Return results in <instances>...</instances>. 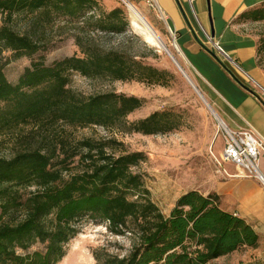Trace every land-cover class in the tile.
<instances>
[{"label":"trees","instance_id":"16d2710c","mask_svg":"<svg viewBox=\"0 0 264 264\" xmlns=\"http://www.w3.org/2000/svg\"><path fill=\"white\" fill-rule=\"evenodd\" d=\"M102 1L0 0V134L21 126L53 132L60 126L66 132L65 126L98 125L151 135L181 126L172 110L130 122L127 117L144 106V98L114 91L84 96L68 86L74 71L89 78L169 84L168 70L100 45L101 33H123L130 24L122 6L107 10ZM260 6L244 15L263 19ZM22 19L25 28H17ZM57 24L89 30L97 37L74 34L82 56L52 65L32 61L16 82L10 81L3 52L20 58L47 49L50 28ZM47 138L10 158L0 155V264H57L85 216L134 238L127 255L108 256L106 264H207L243 247H258L254 228L222 209L214 194L184 192L164 214L151 199L143 176L133 170L145 159L142 152L109 151L107 140L85 139L73 146L61 133ZM77 158L81 168L74 166ZM30 186L37 189L22 193ZM38 242L44 248L30 252Z\"/></svg>","mask_w":264,"mask_h":264},{"label":"rangeland","instance_id":"374dc122","mask_svg":"<svg viewBox=\"0 0 264 264\" xmlns=\"http://www.w3.org/2000/svg\"><path fill=\"white\" fill-rule=\"evenodd\" d=\"M130 1L160 34L184 72L166 51L149 43L142 33L132 26L129 11L123 0H103L102 3L107 10L122 6L130 24L123 33H101L98 36L100 45L127 51L145 63L168 70L171 73L169 84L163 86L136 80L89 78L74 71L70 74L68 86L75 93L84 96L114 91L144 98V106L127 117L130 122L146 117L154 111L172 110L180 116L181 126L169 133L151 135L121 132L98 125L77 128L65 126L66 132H63L64 129L60 126L55 127V132L38 129L36 126H21L0 134V155L10 158L17 150L35 147L41 144L43 139L53 138L57 133L65 135L73 146L85 139L107 140L109 151L142 152L145 159L134 166L133 170L143 176L151 199L164 214L168 215L183 192L198 190L205 193L217 180L220 172L227 174L225 162L221 158L223 138L219 132L217 119L212 114L211 108L216 111L213 102L197 81L194 67L192 65L191 67L184 55L175 49L174 38L162 27V18L158 10L151 7L146 0ZM259 8L264 13V4ZM248 11L240 14L236 23L243 34L256 40L257 61L264 72V18L253 20L244 15ZM18 23L17 28H25V19ZM74 34L82 38L91 35L97 37L89 30L82 31L72 26L57 24L50 28L47 49L31 57L20 58H17L12 51H4L2 56L7 78L16 82L32 61L42 60L45 64L52 65L55 61L68 56H82ZM145 44L148 49L145 48ZM220 54L224 56L221 52ZM253 85L264 98V84L258 85L253 81ZM80 165L77 158L74 166L81 168ZM64 175L68 176L69 173L65 172ZM36 189V186H30L21 191L29 194ZM16 216L18 217L19 214ZM79 227L80 232L66 245V255L57 264H71L70 262L79 259H88L90 264H106L105 260L108 256L122 257L132 249L133 236L129 232L125 234L112 232L106 221L85 216L80 220ZM43 248L44 245L38 242L29 251L34 252ZM21 252L25 251L21 250ZM207 264H264V243L256 248L243 247Z\"/></svg>","mask_w":264,"mask_h":264},{"label":"crops","instance_id":"0c3cea01","mask_svg":"<svg viewBox=\"0 0 264 264\" xmlns=\"http://www.w3.org/2000/svg\"><path fill=\"white\" fill-rule=\"evenodd\" d=\"M157 4L164 17L162 27L175 33L182 54L194 67L196 79L216 111L232 128L252 127L264 138V98L253 85V81L264 84V72L257 61L256 40L243 34L236 23L240 14L264 0H157ZM223 162L227 174L220 172L207 192L201 193L214 194L222 209L250 224L261 246L264 186L235 164ZM259 165L264 175V155Z\"/></svg>","mask_w":264,"mask_h":264},{"label":"built area","instance_id":"2783aa9c","mask_svg":"<svg viewBox=\"0 0 264 264\" xmlns=\"http://www.w3.org/2000/svg\"><path fill=\"white\" fill-rule=\"evenodd\" d=\"M146 1L151 7L158 10L161 18H164L158 8L157 0ZM170 34L176 39L175 33L171 31ZM215 47L227 56L218 44H215ZM216 114V116L213 115L217 119L219 132L223 138L222 160L235 164L241 171H244L245 175L256 178L264 186V175L259 165L260 159L264 155V138L252 127L234 129L218 112Z\"/></svg>","mask_w":264,"mask_h":264},{"label":"bare ground","instance_id":"6f19581e","mask_svg":"<svg viewBox=\"0 0 264 264\" xmlns=\"http://www.w3.org/2000/svg\"><path fill=\"white\" fill-rule=\"evenodd\" d=\"M127 6V9L129 11L130 17H131V23L132 26L137 29L138 31H140V33H142V35L149 41V43H153L155 46L163 49L164 51H166L171 57L172 59L178 63V61L176 60V58L174 57V55L172 54V52L167 48L164 40L162 39V37L160 36V34L154 29V27L149 23V21L143 16V14L140 12V10L138 9V7H136L133 3H131L130 0H124ZM174 47L175 49L182 54L181 48L179 46V44L177 43L176 39L174 38ZM187 76V75H186ZM187 78L189 79V81L194 85V83L192 82V80L187 76ZM259 85V84H258ZM261 86V85H260ZM262 87V86H261ZM212 112L213 114L216 116V112L213 108ZM71 264H90V261L88 259L85 260H76L73 262H70Z\"/></svg>","mask_w":264,"mask_h":264},{"label":"water","instance_id":"95a60500","mask_svg":"<svg viewBox=\"0 0 264 264\" xmlns=\"http://www.w3.org/2000/svg\"><path fill=\"white\" fill-rule=\"evenodd\" d=\"M177 65L179 66V68H181V66L177 63ZM181 70L183 71V69L181 68ZM184 72V71H183ZM184 74H186V73H184Z\"/></svg>","mask_w":264,"mask_h":264}]
</instances>
